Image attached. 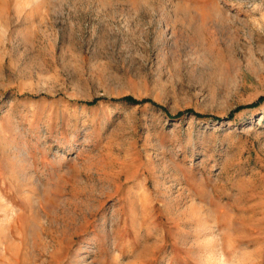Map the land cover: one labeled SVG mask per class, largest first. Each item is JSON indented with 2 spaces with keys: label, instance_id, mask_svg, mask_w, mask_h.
<instances>
[{
  "label": "rangeland",
  "instance_id": "rangeland-1",
  "mask_svg": "<svg viewBox=\"0 0 264 264\" xmlns=\"http://www.w3.org/2000/svg\"><path fill=\"white\" fill-rule=\"evenodd\" d=\"M0 264H264V0H0Z\"/></svg>",
  "mask_w": 264,
  "mask_h": 264
},
{
  "label": "trees",
  "instance_id": "trees-1",
  "mask_svg": "<svg viewBox=\"0 0 264 264\" xmlns=\"http://www.w3.org/2000/svg\"><path fill=\"white\" fill-rule=\"evenodd\" d=\"M127 101L133 102V99L129 98V99H127Z\"/></svg>",
  "mask_w": 264,
  "mask_h": 264
}]
</instances>
